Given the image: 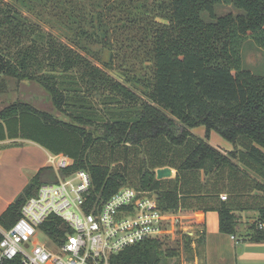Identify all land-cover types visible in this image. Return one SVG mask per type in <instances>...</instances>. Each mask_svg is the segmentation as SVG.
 I'll return each instance as SVG.
<instances>
[{
    "label": "trees",
    "instance_id": "obj_1",
    "mask_svg": "<svg viewBox=\"0 0 264 264\" xmlns=\"http://www.w3.org/2000/svg\"><path fill=\"white\" fill-rule=\"evenodd\" d=\"M224 4L239 12L218 14ZM250 39L264 49V0H0L1 75L38 82L68 118L16 101L0 111V140L28 139L71 157L60 173L87 170L92 201L123 186L155 194L164 210L194 199L217 210L220 230L232 235L239 214L255 210L248 237L263 241L264 75L243 67ZM139 56L149 75L133 82L146 99L108 72L115 57ZM201 125L233 148L222 152L195 135ZM166 166L175 178L158 177ZM50 169L32 177L0 215L2 226L16 222ZM163 252L161 238L149 239L111 264H161Z\"/></svg>",
    "mask_w": 264,
    "mask_h": 264
},
{
    "label": "built area",
    "instance_id": "obj_2",
    "mask_svg": "<svg viewBox=\"0 0 264 264\" xmlns=\"http://www.w3.org/2000/svg\"><path fill=\"white\" fill-rule=\"evenodd\" d=\"M50 161L59 171L74 163L63 153ZM91 187L83 169L42 183L11 227L0 224V264H111L112 255L127 247L164 236L175 218L155 194L123 186L92 201Z\"/></svg>",
    "mask_w": 264,
    "mask_h": 264
},
{
    "label": "rangeland",
    "instance_id": "obj_3",
    "mask_svg": "<svg viewBox=\"0 0 264 264\" xmlns=\"http://www.w3.org/2000/svg\"><path fill=\"white\" fill-rule=\"evenodd\" d=\"M217 12L218 14H226L229 12L238 13L239 11L231 4H224L217 7ZM55 32L59 31L56 30ZM62 38L65 39L64 36H62ZM97 48L99 47H95V49ZM109 52L110 51L105 50L103 53H100L101 58L106 61L110 60ZM241 54L244 68L251 70L254 74L264 75V49L260 48L250 39L245 41L241 49ZM141 57L142 56H139L138 60L128 59L127 62L124 63L120 62V60L115 57L114 65L111 69H108V72L115 78L126 82L130 87L135 89L142 98L146 99L144 93L145 89L142 85L133 82L134 76L146 77L149 75V70L146 68L144 62H142ZM129 63L135 64L136 66L134 68H128L127 66ZM128 78L129 80H127ZM4 83L5 86L3 88ZM41 95L44 97H41ZM38 97H40V99ZM20 100L29 102L38 108L56 112L48 95L45 96L38 82L18 80L12 76H5L0 73V108L3 105ZM192 132L198 137L207 140L220 150H227L233 147L232 142L224 139L215 130L208 131L203 125L192 128ZM6 145H10L7 147L20 148L31 146L41 147L39 143L21 138L17 139L16 142H9V144ZM13 154L14 155L11 157L12 161L9 160V162H5L3 165L0 164V214L8 200H15L27 180L35 173L36 169L34 166L37 160L43 159L45 155L43 151L41 155H34V153H28V151H18V153ZM45 181L50 182L51 180L44 179L43 177L42 182ZM129 184H131V182ZM247 214L246 212L245 215ZM252 220L249 222V225H251ZM249 225L244 221L240 223L236 235L237 242L234 245L237 249V251H235V259H237V264H264V240L259 242L251 240L248 234L254 233L255 230L249 229ZM183 234L184 232L180 228L174 229V227H171L170 231L168 230V232L161 237L164 250L161 264H192L193 261H197L198 264H206L205 256H203L204 252H202L203 244L198 243L196 249H192L189 241L182 237ZM171 253L176 255L171 256Z\"/></svg>",
    "mask_w": 264,
    "mask_h": 264
},
{
    "label": "crops",
    "instance_id": "obj_4",
    "mask_svg": "<svg viewBox=\"0 0 264 264\" xmlns=\"http://www.w3.org/2000/svg\"><path fill=\"white\" fill-rule=\"evenodd\" d=\"M16 140L17 139L0 140L1 165H3L5 162H9V160L12 161L11 157L12 155H14L13 153H18V151H28V153H34V155H41L43 151L45 154L43 159L37 160V163L34 166L36 169L35 173L31 176L29 180H27L21 192L28 185V183H30L32 177L43 167H51V169L44 174V179H50L51 181H55L59 177V175L61 174L60 171L57 170L50 161V156L54 153L50 152L42 145L41 147L31 146L26 148L7 147L10 145L6 144H9V142H16ZM232 148L233 147L227 150H220L219 148L217 149L222 152H226L228 150H231ZM159 170H161L162 172L165 171L161 175L160 179H173L176 177L177 174V170L170 166L158 168L157 173ZM223 193L225 194L226 192ZM13 201V199H10L6 202V205L2 209L1 214L8 208V206ZM194 202H196L194 199H190V204H188L187 201L185 207L180 206L178 209L171 210L174 213L175 218L167 224L166 232H168V230L170 231L171 227H174V229L180 228L181 230H183L184 234L189 235L193 240V242L191 243L192 249H196L198 243L203 244L202 252H204L203 256H205L207 262L206 264H237V259H235V251H237V249L234 247L237 241L232 237V234H228L220 230V213L215 209L201 208L198 204L192 206ZM246 212L248 213L247 215H245ZM239 215L241 222L244 221L249 225V222L257 216V212L255 210H245ZM239 227L240 224L238 226V229ZM234 235H237V233ZM200 237H203V242L199 241ZM192 264H198V262L193 261Z\"/></svg>",
    "mask_w": 264,
    "mask_h": 264
},
{
    "label": "water",
    "instance_id": "obj_5",
    "mask_svg": "<svg viewBox=\"0 0 264 264\" xmlns=\"http://www.w3.org/2000/svg\"><path fill=\"white\" fill-rule=\"evenodd\" d=\"M42 87V89H43V91H44V94H45V96L46 95H48V98H49V100L52 102V106H53V108H54V110L56 111V112H54V111H50V110H46V109H43V108H39V109H41V110H45V111H48V112H50V113H52V114H54V115H56V116H58V117H60V118H63V119H65V120H68V118L64 115V114H62L60 111H58L57 109H56V107L54 106V104H53V101H52V98H51V95H50V93L43 87V86H41ZM41 97H44L43 95H41ZM39 99H40V97H38ZM14 102H16V101H13L12 103H14ZM11 103H9V104H6V105H3L1 108H0V111L2 110V109H4L5 107H7L8 105H10ZM164 170H167V169H164ZM165 172V171H164ZM164 172H162L161 170H159L158 171V174H159V178H161V175L164 173Z\"/></svg>",
    "mask_w": 264,
    "mask_h": 264
}]
</instances>
